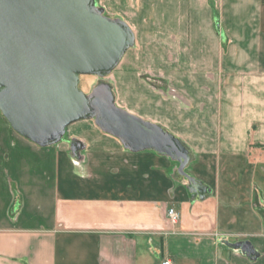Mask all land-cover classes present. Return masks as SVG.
I'll return each instance as SVG.
<instances>
[{"label":"crops","instance_id":"crops-1","mask_svg":"<svg viewBox=\"0 0 264 264\" xmlns=\"http://www.w3.org/2000/svg\"><path fill=\"white\" fill-rule=\"evenodd\" d=\"M108 1L191 105L161 88L153 122L187 147L193 181L97 125L71 151L41 147L0 111V264H264V0Z\"/></svg>","mask_w":264,"mask_h":264},{"label":"water","instance_id":"water-1","mask_svg":"<svg viewBox=\"0 0 264 264\" xmlns=\"http://www.w3.org/2000/svg\"><path fill=\"white\" fill-rule=\"evenodd\" d=\"M134 45L131 27L105 15L98 0H0V111L41 147L59 143L71 124L94 119L129 150L168 155L189 177L191 155L177 136L117 107L108 87L91 94L79 87L81 75H109ZM234 247L258 257L249 242Z\"/></svg>","mask_w":264,"mask_h":264},{"label":"rangeland","instance_id":"rangeland-1","mask_svg":"<svg viewBox=\"0 0 264 264\" xmlns=\"http://www.w3.org/2000/svg\"><path fill=\"white\" fill-rule=\"evenodd\" d=\"M107 1L98 0V7L103 9V13L114 19L125 20L126 17L123 11H121L119 4H113ZM125 22L127 23L126 20ZM134 29L133 26L132 30L136 33ZM152 41L153 38L151 37L144 38L135 35V45L128 49L119 64L109 75L106 77L81 75L79 83L80 89L86 94H91L100 86L108 87L113 96L114 104L117 107L123 108L132 114L139 115L144 120L151 122L157 119L159 114L158 110L161 112V105L158 107V110L156 109L158 99L164 100L166 98L167 104L175 103V106L189 108L191 105L189 101H184L183 93H177L172 86L167 84L169 70L160 68L158 71L156 64L157 54L152 51ZM179 71L182 72V70H177V72ZM161 88L165 89L164 99L157 93ZM176 100L178 103L174 102ZM90 124L96 126L95 120L85 119L71 124L67 128L63 139L59 143L51 146L66 143L69 151L72 150L73 144L75 143H82L83 146V141L79 142V139L75 138V135L82 133V130H79L81 127ZM163 127L170 132L167 127ZM85 133L87 135L89 134L87 132Z\"/></svg>","mask_w":264,"mask_h":264},{"label":"built area","instance_id":"built-area-1","mask_svg":"<svg viewBox=\"0 0 264 264\" xmlns=\"http://www.w3.org/2000/svg\"><path fill=\"white\" fill-rule=\"evenodd\" d=\"M168 216L172 223H176L179 219V213L173 208L169 209ZM170 263H171L170 260H168L164 262L163 264H170Z\"/></svg>","mask_w":264,"mask_h":264},{"label":"flooded vegetation","instance_id":"flooded-vegetation-1","mask_svg":"<svg viewBox=\"0 0 264 264\" xmlns=\"http://www.w3.org/2000/svg\"><path fill=\"white\" fill-rule=\"evenodd\" d=\"M75 144H76V145H75ZM75 144H74V147H76L77 145H79L78 143H75ZM74 147H73V148H74ZM78 147H79V146H78Z\"/></svg>","mask_w":264,"mask_h":264}]
</instances>
